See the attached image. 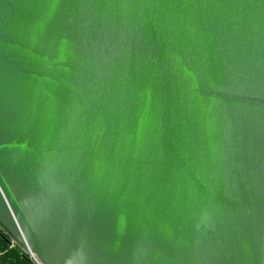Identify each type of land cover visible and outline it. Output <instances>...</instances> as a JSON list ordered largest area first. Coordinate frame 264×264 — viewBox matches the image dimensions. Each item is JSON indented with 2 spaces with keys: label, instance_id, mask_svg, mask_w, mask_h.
I'll return each instance as SVG.
<instances>
[{
  "label": "water",
  "instance_id": "1",
  "mask_svg": "<svg viewBox=\"0 0 264 264\" xmlns=\"http://www.w3.org/2000/svg\"><path fill=\"white\" fill-rule=\"evenodd\" d=\"M0 229L43 264H264V0H0Z\"/></svg>",
  "mask_w": 264,
  "mask_h": 264
},
{
  "label": "trees",
  "instance_id": "2",
  "mask_svg": "<svg viewBox=\"0 0 264 264\" xmlns=\"http://www.w3.org/2000/svg\"><path fill=\"white\" fill-rule=\"evenodd\" d=\"M8 235L0 229V253L2 264H34L27 255H25L18 246L12 247V243L7 241Z\"/></svg>",
  "mask_w": 264,
  "mask_h": 264
},
{
  "label": "built area",
  "instance_id": "3",
  "mask_svg": "<svg viewBox=\"0 0 264 264\" xmlns=\"http://www.w3.org/2000/svg\"><path fill=\"white\" fill-rule=\"evenodd\" d=\"M12 245H13L12 247H14V246H18L14 241H12ZM18 247H20V246H18ZM20 248H21V247H20ZM21 250H22V252H23L25 255H27V256L29 257L30 260L33 261L34 264H43V263L39 260V258H38L37 256H35L34 254H32V253H30V252H27V251L23 250L22 248H21ZM1 256H2V253H0V264H2V262H1Z\"/></svg>",
  "mask_w": 264,
  "mask_h": 264
},
{
  "label": "crops",
  "instance_id": "4",
  "mask_svg": "<svg viewBox=\"0 0 264 264\" xmlns=\"http://www.w3.org/2000/svg\"><path fill=\"white\" fill-rule=\"evenodd\" d=\"M32 261V260H31ZM33 262V261H32Z\"/></svg>",
  "mask_w": 264,
  "mask_h": 264
}]
</instances>
